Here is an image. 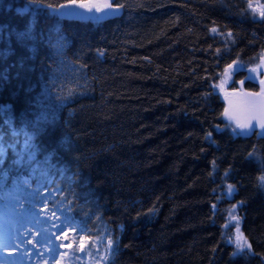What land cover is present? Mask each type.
Masks as SVG:
<instances>
[{"label":"trees","instance_id":"trees-1","mask_svg":"<svg viewBox=\"0 0 264 264\" xmlns=\"http://www.w3.org/2000/svg\"><path fill=\"white\" fill-rule=\"evenodd\" d=\"M87 1L19 13L30 0H0V238L13 218L62 264H99L100 236L115 241L104 264H264V132L234 136L217 91L234 64L225 89H262L247 70L264 59L251 8L264 0H111L118 15L62 16ZM41 113L54 119L35 160L16 163L12 129Z\"/></svg>","mask_w":264,"mask_h":264},{"label":"rangeland","instance_id":"rangeland-1","mask_svg":"<svg viewBox=\"0 0 264 264\" xmlns=\"http://www.w3.org/2000/svg\"><path fill=\"white\" fill-rule=\"evenodd\" d=\"M84 5H87V7H79V5H72L70 8L65 9L66 15L69 17H82L85 19H92V20H100L104 19L105 17H108L110 13L113 11V7L111 5V0H89L85 3H82ZM107 5H110V7H107ZM252 10L257 14L261 15L264 10L263 7L260 5V3H252L251 6ZM216 33V31L214 32ZM239 67L238 64H234L229 68V70L225 74V78H222L218 84H217V91L223 92V99L226 105H228V109L230 113L226 115V120L229 124L230 129L233 132H240L244 130H248L251 128V121L246 117V110L248 111V104H252L253 100L255 97L262 92V89L258 93H244L239 91L238 89H241L240 86H237L235 92L232 90H229L228 87L225 89L226 85V77L229 76L230 72L236 70ZM249 70V71H248ZM247 74L249 73L252 76V79L257 82L262 88H263V70H264V59L258 60V62L253 66L248 68ZM228 88V89H227ZM232 91V92H231ZM247 92V91H246ZM249 104V105H250ZM238 119L241 120V125H247V127H240L238 124ZM230 224L234 225V233L237 236V238H242L243 233L240 227V221L238 218L234 215L231 214L229 217ZM108 239L106 237L100 236L98 238V243L95 244L96 250H99V255H98V260L99 264H104V260L107 254H109L107 244H108ZM241 245H243V242H241L238 247L241 249ZM22 246V245H21ZM17 248L16 246L12 245V250ZM20 248V247H18ZM34 249V248H32ZM20 250V249H19ZM23 250V249H22ZM11 253V255H9ZM80 256H82V252H79ZM6 255H9V263L8 262H2L0 260V264H23L17 259L16 253L13 251H7ZM52 256L49 257V259H45L43 257V251L42 253H39L37 255V260H35V263H38L39 259V264L42 263V258L47 261L48 264H62V256H59L55 259L52 260ZM59 261L60 263H58ZM33 263V262H32ZM82 264V263H81ZM92 264V263H89Z\"/></svg>","mask_w":264,"mask_h":264},{"label":"snow or ice","instance_id":"snow-or-ice-1","mask_svg":"<svg viewBox=\"0 0 264 264\" xmlns=\"http://www.w3.org/2000/svg\"><path fill=\"white\" fill-rule=\"evenodd\" d=\"M32 5H36L37 7H45V6L48 8L53 7V5H51V4H47V5L41 4L40 0H30L29 4H27L22 9H17V11L19 13L28 12L30 10V8L32 7ZM59 7L60 8H67L68 5H60ZM79 7H87V5L80 4ZM107 7H110V5H107ZM262 15H264V13H262ZM29 38H30V35L27 32L18 34V39H20L21 41H23L25 39H29ZM7 111H8V109L5 106H0V114H6ZM52 119H54V117L50 118L47 114L41 113V114L36 115L35 119L33 121H31V124H30L31 131L30 132L27 130H23V129L21 131H17L13 127V129H12V136L13 137L19 136L21 134V132L23 133V135L25 137L24 153H21L20 160L16 161V163L24 162V160H25L24 154L25 153L27 154V162H31V161L35 160L37 146L34 144V140L41 133V131L45 130L46 126L52 122ZM4 123L5 124H12V119L9 117L8 119H5ZM240 127H242V128L247 127V125H240ZM261 127L264 128V124H262ZM8 147H11V144H8L7 146H5L4 138L2 136H0V158H3L6 155ZM261 180H264V177H261ZM24 183L27 184L28 181L25 180ZM44 203L46 204V199H44ZM60 211H61V214L64 215V221H62L60 224L54 225V227H56L58 231L63 230V228L65 226V222L71 223L72 217L70 215H65V213H71V211H72L71 201L68 202V207L60 209ZM52 215L54 216L55 212H52ZM49 218H51V217H49ZM57 219H59V217H57ZM80 230H81V232L89 231L86 228V226L81 227ZM114 243H115V241H113L110 238L108 239L107 248H108L109 252L112 251V245ZM240 247L242 248L243 245H241ZM10 255H11V253H10Z\"/></svg>","mask_w":264,"mask_h":264},{"label":"water","instance_id":"water-1","mask_svg":"<svg viewBox=\"0 0 264 264\" xmlns=\"http://www.w3.org/2000/svg\"><path fill=\"white\" fill-rule=\"evenodd\" d=\"M119 12L117 9H115L113 12L110 13V16L118 15ZM64 16V14H63ZM219 97L222 99L223 92H219ZM248 111L255 123V125L259 128L260 131L264 132V128L261 127L262 124H264V70H263V88L261 94L257 95L254 99V102L249 105ZM238 135L236 132H234V136ZM239 239V238H237ZM249 249L250 247L247 246Z\"/></svg>","mask_w":264,"mask_h":264},{"label":"flooded vegetation","instance_id":"flooded-vegetation-1","mask_svg":"<svg viewBox=\"0 0 264 264\" xmlns=\"http://www.w3.org/2000/svg\"><path fill=\"white\" fill-rule=\"evenodd\" d=\"M247 107H249V105ZM229 113H230V111L228 109V105H226V108H225V116L228 115ZM245 114H246V117L248 119H250V121H251V128L248 129V130L241 131V133L240 132L239 133L240 134H242V133L250 134V133H253V132L262 133V131H260L259 128L255 125V123H254V121H253V119H252L249 111L246 110ZM237 121H238V124L241 125V120L238 119Z\"/></svg>","mask_w":264,"mask_h":264},{"label":"bare ground","instance_id":"bare-ground-1","mask_svg":"<svg viewBox=\"0 0 264 264\" xmlns=\"http://www.w3.org/2000/svg\"><path fill=\"white\" fill-rule=\"evenodd\" d=\"M72 4H69V6H71ZM115 9H117V8H115ZM115 9H113V11L115 10ZM112 11V12H113ZM10 100V99H9ZM11 101V100H10ZM17 123H18V125H22V126H24V125H27L28 123L26 122V120H25V118L24 117H18L17 118ZM249 246V245H248Z\"/></svg>","mask_w":264,"mask_h":264}]
</instances>
